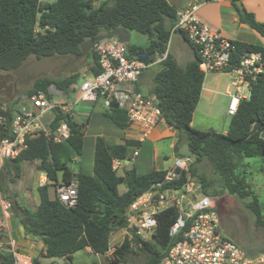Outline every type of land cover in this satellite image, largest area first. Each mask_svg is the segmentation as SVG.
Instances as JSON below:
<instances>
[{
    "label": "trees",
    "instance_id": "16d2710c",
    "mask_svg": "<svg viewBox=\"0 0 264 264\" xmlns=\"http://www.w3.org/2000/svg\"><path fill=\"white\" fill-rule=\"evenodd\" d=\"M236 1L239 0H231L240 22L264 38V24L244 7L239 8ZM176 21V8L169 0H56L52 3L0 0V71L17 72L31 58L36 61L53 56L75 60L85 43L121 29L145 36V46L127 44L128 52L147 64L154 63L159 55L168 52L153 76V87L148 95L157 99L164 122L177 133L179 140L175 152L178 157H182L179 149L187 144L194 158L188 172L184 171L179 180L163 183L161 189H182L189 174L198 181L201 193L208 196L213 182L197 168L206 161L223 190L241 199L250 198L247 207L255 217V224L258 228L264 227V203L250 182L253 175L249 171L250 164L245 163L246 159L264 160V140L261 138L264 132V80L254 82L251 99L240 103L226 134L194 129L191 123L200 102L205 75L199 69L197 49L187 40L194 60L186 66H180L169 51ZM238 46L264 55V47L245 43H238ZM87 57L91 61L88 75H99L102 68L97 55L91 50ZM81 77L80 72L62 78L43 76L34 81L27 95L44 93L53 98V92L57 91L69 97L70 90ZM137 88L140 89L139 82ZM103 99L101 96L98 101ZM13 111L7 105L0 108V115H10ZM53 114L49 129L55 131L65 122L70 128L68 140L56 143L44 134L27 139V148L4 167L20 178L25 162H38V171L47 177V183L36 189L39 197L37 209L31 211L19 207L26 234L39 239L44 247L42 255L33 259V264H43L41 258L45 257L72 259L74 254L87 248L96 255L106 256L111 234L127 225V209L155 185L164 182L167 171L153 170L139 175L132 167L122 176L118 175L113 169V161L130 160L129 155L140 148L141 143L126 139L124 144H115L105 137L96 139L94 174L89 176L75 171L72 164L83 154L86 125L77 122L72 113L57 109ZM103 115L121 129L130 127L126 112L115 101L104 108ZM72 183L78 185V202L70 209L58 198L50 197V188ZM122 184L127 191L121 194L119 186ZM0 189L3 191L1 185ZM179 215V209L174 205L159 212L152 238L148 241L135 239L134 244L127 238L114 252L111 264L126 262L136 251L146 256V264H161L181 238L182 234L171 235V228ZM13 262L8 249L0 251V264Z\"/></svg>",
    "mask_w": 264,
    "mask_h": 264
},
{
    "label": "built area",
    "instance_id": "2783aa9c",
    "mask_svg": "<svg viewBox=\"0 0 264 264\" xmlns=\"http://www.w3.org/2000/svg\"><path fill=\"white\" fill-rule=\"evenodd\" d=\"M208 1L192 0L186 7L177 8V21L172 33H182L197 49L199 69L205 76H233L225 92L230 98L227 114L233 117L240 103L251 99L254 82L264 80V55L259 51L241 49L238 46L240 42L200 20L198 10ZM92 50L98 57L102 72L84 77L76 98L63 100L65 95L57 91L53 92V98L39 93L27 97L28 105L10 115H0V180L5 164L16 159L27 148V139L44 134L56 143L68 140L70 128L65 122L55 131L42 124V117L57 109L71 113L75 106L96 103L103 96L106 108L111 101H115L126 112L130 126H138L148 133L164 122L157 99L142 92L137 85L143 73L154 65H160L168 52L159 55L154 63L147 64L132 56L127 44L121 43L118 38L96 42ZM137 155L138 149L129 158ZM193 162L191 156L177 157L174 169L167 171L164 182L158 183L134 201L126 212V227L111 234L107 255L113 257L116 249L127 238L132 244L135 239L150 240L157 227L156 215L174 205L180 215L171 228V235H182L161 264H264V251L250 256L223 235L211 198L201 193V186L189 174L188 182L182 189H161L163 183L179 180ZM120 166V160L113 161L114 170L117 171ZM55 188L56 198L67 208L76 207L77 183L59 184ZM1 204L5 211L13 208L10 200L3 199ZM3 227V221L0 220V235ZM117 233L122 239L114 243L113 238ZM138 244L141 247V242ZM8 251L13 255V264H33V258L18 250L14 240H9Z\"/></svg>",
    "mask_w": 264,
    "mask_h": 264
},
{
    "label": "crops",
    "instance_id": "0c3cea01",
    "mask_svg": "<svg viewBox=\"0 0 264 264\" xmlns=\"http://www.w3.org/2000/svg\"><path fill=\"white\" fill-rule=\"evenodd\" d=\"M191 1L192 0H169L170 4H172L176 9L186 7ZM241 2L248 12L255 15V18L258 22L264 24V0H241ZM198 16L204 23L208 24L213 29L220 31L222 34L229 38H232L240 43L264 47V38L253 29H251L248 25L240 22L239 15L233 7L231 0H210L204 3L199 8ZM172 34H178L187 43L182 33L175 32ZM147 71L143 73L142 77L139 80V88L142 92L148 95L150 91L145 87L144 84V78ZM218 94L221 93L213 88L210 84L208 86H205L204 80L200 102L194 113L191 123L193 128L198 129L195 126V115L199 110L201 102L205 101L207 103V101L209 100L211 103L214 100V96ZM225 96L226 99L223 102L224 111L222 112V114H220V117L212 116L210 118V116L212 115L211 110H206L204 112L199 111L200 114H203L204 116V123H209V121L213 120L214 122L212 124L216 125V127H218L221 131L218 133L222 134L227 133L231 119V117H229L227 114L230 98L226 94ZM28 103V99L23 97V100L16 104L13 109L18 110L28 105ZM6 107L7 106L5 105V108ZM98 107L101 109V111H95L98 109ZM104 108L105 105L104 101L102 100L93 104H80L78 106H75L71 111L74 119L77 122L86 125L84 149L79 162L78 171H81L89 176H92L94 174V155L97 137H105L115 144H124L126 139L139 141L141 143V146L140 148H138V155L128 160L131 163V166L128 169L135 167L139 175L148 174L153 170L170 171L174 169L175 161L178 157L175 152V147L179 139L173 127L167 125L166 122H162L154 130L148 133L138 126H130L127 129H121L114 123L106 120L103 115ZM53 118L54 114L48 123H43L42 120L43 126L49 128V124L51 123ZM89 130L91 134H86ZM87 145H89L90 147V154L88 155V157L86 156ZM83 157L85 159H83ZM86 160H88L87 163ZM122 162L123 161H121L120 167H122ZM25 163L29 164L30 162ZM256 163H254L253 165L250 162L247 163L250 164L249 171L253 172L250 180L252 186H254L253 180L256 178ZM38 164V162L33 163L35 167H37ZM33 177L34 172L29 167H26V165H24V167L22 165V173L19 181L30 180ZM39 179L43 185L47 183V177L43 173L40 174ZM35 189L36 188H34V190L32 191L30 186H27L23 189H10L7 191H2L0 189V220H2L4 224L2 233L0 235V250H7L9 240H14L17 249L22 253L30 255L33 259L38 257L40 250L43 252V243L36 237L26 234L24 226L22 224V217L20 215L21 213L19 209V207H25L27 209H30L31 211H35L37 209L39 205V198ZM55 189V186L50 188V197L52 199L56 197ZM3 199L12 201L13 208L10 211H5L2 207L1 201ZM30 204L33 205V207H31ZM83 252L88 257L94 260L101 257L94 254L89 248H87ZM258 253L259 252H255L250 256L257 255ZM74 258L75 254L72 256V259H65L72 262Z\"/></svg>",
    "mask_w": 264,
    "mask_h": 264
},
{
    "label": "rangeland",
    "instance_id": "374dc122",
    "mask_svg": "<svg viewBox=\"0 0 264 264\" xmlns=\"http://www.w3.org/2000/svg\"><path fill=\"white\" fill-rule=\"evenodd\" d=\"M44 3H52L56 0H41ZM128 44L137 45V46H145L147 44V38L139 33L132 32L130 33V42ZM169 51L175 57L178 64L180 66H186L187 63L194 60V53L191 47L178 35L172 34L171 41L169 44ZM33 61V58L29 60V62ZM90 65L91 61L86 56L77 62H74L70 65H67L61 73L58 75L50 74L48 77L51 78H62L67 77L74 72H80L82 77L78 80L77 84H75L70 90L69 97L65 95L63 100L66 99H74L77 97L79 86L83 81V76H87L90 73ZM160 69V66H154L149 69L144 78V84L149 91L153 87V76ZM29 81L27 83H23L18 80L17 72H2L0 71V108H5V105L14 108L16 104L23 100V97L27 98V91L33 87V79L28 76ZM233 80V76L229 74H215V75H206L205 76V86L209 84L218 90L221 94L214 96V100L210 103L208 100L207 103L202 101L196 118V130L205 131V130H214L212 132L216 133L221 132L216 125H213V120L209 121V123H204V116L201 115L200 112H204L206 110H211L213 117H220V114L224 111L223 102L226 99L225 92L227 86ZM95 111H101L98 107ZM200 111V112H199ZM53 112H50L43 116V123H48L52 118ZM214 126V127H212ZM214 128V129H211ZM217 128V129H215ZM195 129V128H194ZM86 134H91L90 130L87 131ZM222 134V133H218ZM90 154V147L87 145L86 148V156ZM81 157H76L75 161L72 164V168L75 171L79 169V162ZM83 159H85L83 157ZM88 160H86L87 163ZM259 161V162H257ZM90 162V161H89ZM250 162L252 165L256 163V178L253 180V188L256 189L257 194L259 195V199L264 203V160L261 159H246L245 163ZM85 163V162H84ZM26 167H29L34 172V177L30 180L19 181V178L15 176V174L11 170L3 169L1 174V183L4 191L10 189H23L27 186H30L32 191L34 188L37 189L38 186L43 185L40 182V174L37 167L33 165V163L23 164ZM29 165V166H28ZM131 166V163L127 161L122 162V167H120L117 171V174L122 176L126 169ZM198 171L200 174L205 175L208 180L213 182V186L209 189L208 196L211 198L214 210L220 220V227L223 235L237 243L241 248H243L246 252L255 253L258 251H264V227L258 228L255 224V217L250 209L247 207V202L250 201L248 199H241L238 196H233L228 194L227 191L223 190L220 186L218 177L214 174L210 165L204 161L197 165ZM59 178L61 175L59 174ZM27 181V182H26ZM198 183V181H197ZM35 189V190H36ZM127 191L125 185L119 186V192L122 194ZM37 193V192H36ZM203 195H200L202 197ZM199 197V198H200ZM39 198V197H38ZM31 207L33 205L30 204ZM149 238L150 236L147 235ZM114 243H118L121 241L122 237L120 234L114 235ZM42 251H39L38 257L42 255ZM113 260L112 256L106 255L101 256L99 259H92L88 257L83 251L77 252L75 254L74 260L68 261L65 258L58 257H45L41 258V262L43 264H111ZM120 264H146V256L136 251L131 254L126 262Z\"/></svg>",
    "mask_w": 264,
    "mask_h": 264
},
{
    "label": "water",
    "instance_id": "95a60500",
    "mask_svg": "<svg viewBox=\"0 0 264 264\" xmlns=\"http://www.w3.org/2000/svg\"><path fill=\"white\" fill-rule=\"evenodd\" d=\"M236 5L241 9L244 7L240 0L236 1ZM113 38H118V40L121 43L128 44L130 42V33L121 29L118 31L111 32L107 35H102L96 38L94 41H88L83 45L81 54L78 55L75 58V60L78 61L86 57L92 50L94 43L103 40H110ZM75 60L72 58L56 59L55 57L50 56V57L42 58L40 60L33 61L31 63L26 64L24 67H22L20 70L17 71L18 80H20L23 83H27L29 81L28 79L29 74H32L34 78H40L43 76H48L52 71H54L55 73L62 72L67 65L72 64ZM261 138L264 140V132L262 133ZM179 154L183 157L191 156L192 152L190 150L189 145L184 144L179 149Z\"/></svg>",
    "mask_w": 264,
    "mask_h": 264
},
{
    "label": "flooded vegetation",
    "instance_id": "af4514ba",
    "mask_svg": "<svg viewBox=\"0 0 264 264\" xmlns=\"http://www.w3.org/2000/svg\"><path fill=\"white\" fill-rule=\"evenodd\" d=\"M31 62H33V61H31ZM31 62H29V63H31ZM59 73H61V72H59ZM59 73H55L54 71H52V72H50V74H53V75H58ZM49 74V75H50ZM31 79H33V81H35L36 79H38V78H34V76L32 75V74H29L28 75Z\"/></svg>",
    "mask_w": 264,
    "mask_h": 264
}]
</instances>
